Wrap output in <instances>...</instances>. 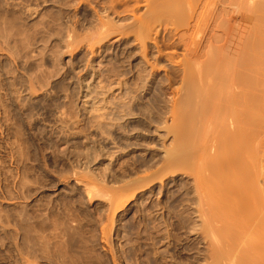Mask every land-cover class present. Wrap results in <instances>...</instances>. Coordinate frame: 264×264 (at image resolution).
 <instances>
[{
	"label": "rangeland",
	"instance_id": "1",
	"mask_svg": "<svg viewBox=\"0 0 264 264\" xmlns=\"http://www.w3.org/2000/svg\"><path fill=\"white\" fill-rule=\"evenodd\" d=\"M116 1L0 0V264L206 263L194 176L165 154L183 47L157 24L177 61H155L147 1Z\"/></svg>",
	"mask_w": 264,
	"mask_h": 264
},
{
	"label": "bare ground",
	"instance_id": "2",
	"mask_svg": "<svg viewBox=\"0 0 264 264\" xmlns=\"http://www.w3.org/2000/svg\"><path fill=\"white\" fill-rule=\"evenodd\" d=\"M146 1L155 61L176 60L162 53L157 24L173 27L184 50L185 110L170 98L184 126L174 124L165 154L194 176L205 264H264V0Z\"/></svg>",
	"mask_w": 264,
	"mask_h": 264
}]
</instances>
